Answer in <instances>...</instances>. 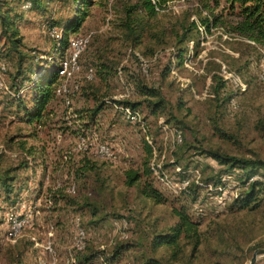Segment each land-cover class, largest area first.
<instances>
[{"label": "rangeland", "instance_id": "obj_1", "mask_svg": "<svg viewBox=\"0 0 264 264\" xmlns=\"http://www.w3.org/2000/svg\"><path fill=\"white\" fill-rule=\"evenodd\" d=\"M135 1L94 0L70 36L91 35L74 80L81 90L70 94V105L57 96L40 122L29 123L23 109L0 93V175L14 176L16 189L7 202L0 194V264H142L147 258L163 264H248L256 250L264 249V187L257 208L238 209L233 200L248 183L240 179V170L223 171L207 154L264 164V49L230 29L237 19L224 0L218 7L212 0H167L155 16H141L134 38L121 22L123 9ZM24 5L19 24L23 51L48 56L55 39L46 22L65 20L71 6L52 2L44 14ZM199 17L219 21L209 31L198 27L179 45L182 29L199 23ZM3 63L11 80L15 60L0 54ZM29 66L26 60L23 67ZM88 68L94 77L84 82ZM100 68L109 76H99ZM143 85L160 91L164 108L152 112ZM31 98L25 94L24 105L30 106ZM102 101L143 102L137 111L144 126L129 123L110 105L86 125L81 114ZM175 130L181 133L179 144ZM145 143L151 147L149 182L165 199L160 204L141 194L143 177L126 184L127 171L141 174L148 158ZM100 144L109 147L112 158L96 152ZM216 177L218 183L209 181ZM184 181L189 182L185 189ZM191 184L198 186L196 195ZM71 186L75 194L68 192ZM182 208L197 224L196 232L182 234L174 247H155L154 237L170 232L178 222L175 210ZM28 212L32 221L10 239L8 214ZM76 224L84 232L80 253ZM82 257L92 259L83 262ZM255 264H264V256Z\"/></svg>", "mask_w": 264, "mask_h": 264}, {"label": "trees", "instance_id": "obj_2", "mask_svg": "<svg viewBox=\"0 0 264 264\" xmlns=\"http://www.w3.org/2000/svg\"><path fill=\"white\" fill-rule=\"evenodd\" d=\"M58 1L70 4L71 8L69 17L65 20L51 23L52 20L49 19L46 22V28H48V31L51 29H57L60 32V37L54 41L52 53L46 56L35 50H30L26 54L23 51V36L19 30V24L23 20L24 15V11L21 10L22 3H28L30 5L29 12L45 14L48 10L47 6L52 2ZM166 1L167 0H155L153 3L151 0H136L133 4H130L123 9L124 20L121 22V26L135 38L136 31L138 30L136 27L141 22V16L143 15L146 18L155 16L159 8L165 4ZM212 1L215 7L219 6V0ZM93 3L94 0H0V41L3 43V50L0 54L4 59L15 60L16 65L15 73L11 76L10 80L4 63L0 64V66H4L2 77L5 85V88L1 90L0 93L6 92V94L12 98V101L17 107L23 109L24 117L29 123L40 122L46 114L48 104L57 97L56 88L59 84V60L64 56L70 36L78 32L88 17V10L93 6ZM224 3L226 4L225 9H228L237 19L231 24L230 29L259 48L264 49V0H224ZM198 20L199 23L190 22L188 28L184 27L182 29V33L178 37L179 45L188 39V34L190 35L192 32H197L198 27H202L206 31H209L211 26L216 25L219 21L216 17L213 19L209 17H199ZM139 29L142 30V25H140ZM177 55L178 58H182L183 50L179 49ZM26 60L30 63V68L28 70L23 67ZM97 73L99 76H103V74L109 76L110 74L105 68H100ZM88 75H91V79L87 78ZM93 77V70L88 68L83 81L89 82ZM5 80H7L8 83H6ZM78 87L79 88L76 91H73L72 94L80 92V85ZM141 87L144 102L148 103L149 107L153 108V113L160 108H164L163 97L158 89L148 88L144 85ZM27 93L32 97L29 104L30 106L24 105L23 98ZM105 105H110L113 109L119 112H121L119 108L125 107L137 111V105L128 101H102L98 102L95 108L89 110V112L82 113L83 115L81 114V119L83 117L88 121L86 122V125L89 122L92 124L97 114ZM84 128L88 129V127L85 126ZM218 134L223 137L225 136V134L219 130ZM225 137L228 138L227 136ZM144 145L148 158L144 163L141 174L138 171H127L125 174L126 184L132 186L143 177L145 182L141 194L143 197L160 204L165 202V199L156 189L153 188L148 179L151 175V170L148 167L151 147L146 143ZM207 154L212 157L220 167L224 168L223 171L230 172L233 169L240 170L242 173L240 179H242L243 182L248 183V187L233 200V204L237 205V208L240 210H253L257 208L259 206L257 201L258 193L261 188L264 187V182H250V180L255 175H260L257 174L260 170L264 171V164L258 160L243 159L235 156L219 154L213 151H209ZM86 167L87 169L85 170H88V166H85V168ZM261 176L264 177V173ZM219 180L220 178L216 177L211 178L209 181H216L218 183ZM14 183L15 178L14 176H10L9 172L0 175V194L3 195L6 202L10 201L16 193ZM197 189L198 186L195 184L189 186L191 195H196ZM175 216L177 217L178 222L171 228L170 232L168 234H161L154 237L153 245H155V247H174L179 242L182 234L188 236L196 232L197 224L192 222L185 208L175 210ZM83 249L78 252H83ZM119 254L120 252H117L115 255ZM81 259H83V262H88L91 261L92 257H82ZM112 259L114 258L112 257L111 260ZM142 264L163 263L154 258H147Z\"/></svg>", "mask_w": 264, "mask_h": 264}, {"label": "built area", "instance_id": "obj_3", "mask_svg": "<svg viewBox=\"0 0 264 264\" xmlns=\"http://www.w3.org/2000/svg\"><path fill=\"white\" fill-rule=\"evenodd\" d=\"M154 3V0H152ZM24 9H29L30 5L26 3L23 6ZM50 36L54 38L55 40L58 39L60 36L57 34V31L55 29L50 30ZM90 34L83 35V36H75L69 39L67 49L64 53V56L59 60V84L56 88V95L58 97H61L66 105H70V94L73 91H76L78 89V85H74V80L80 74L81 68H80V58L87 48L89 41H90ZM4 71V66H0V91L5 88L4 81L2 78V72ZM143 71L145 72V69L143 68ZM88 79H91V75L87 76ZM262 79H264V73L262 74ZM71 86L73 89H70ZM238 86L244 87L240 82L238 83ZM73 90V91H72ZM119 110L122 112L125 119L131 123V124H139L141 127L144 126L140 114L138 111H134L130 109L129 107L125 108H119ZM174 142L175 144H179L182 141L181 133L180 131L175 130L173 134ZM79 149H81L84 146V139H79ZM85 149V148H84ZM96 152L103 158H112L113 154L108 146L104 144H100L96 148ZM166 176H163L161 178L162 181L166 180ZM252 181H260L264 182V177L260 175H255L250 182ZM189 185L188 181H184L182 184L183 189L187 188ZM68 192L70 194H75V187L71 186L68 189ZM33 214L28 212L27 214L23 216H17L13 213L8 214L7 216V224L9 226V238L15 239L18 237L20 232L23 228L26 227L27 224L32 221ZM124 226L126 224L124 223ZM127 235H123V238H127ZM76 246L78 250H82L84 248V232L81 228H79L78 224H76Z\"/></svg>", "mask_w": 264, "mask_h": 264}, {"label": "water", "instance_id": "obj_4", "mask_svg": "<svg viewBox=\"0 0 264 264\" xmlns=\"http://www.w3.org/2000/svg\"><path fill=\"white\" fill-rule=\"evenodd\" d=\"M264 256V249H258L253 254L248 264H255L257 257Z\"/></svg>", "mask_w": 264, "mask_h": 264}]
</instances>
